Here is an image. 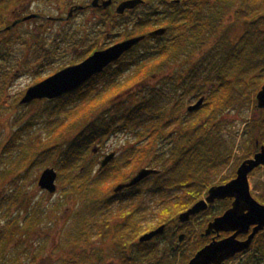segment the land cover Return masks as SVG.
<instances>
[{
	"label": "trees",
	"instance_id": "1",
	"mask_svg": "<svg viewBox=\"0 0 264 264\" xmlns=\"http://www.w3.org/2000/svg\"><path fill=\"white\" fill-rule=\"evenodd\" d=\"M252 1L249 9L239 11L237 16L244 25L240 33L229 11L208 10L204 18L198 19V26L191 20L181 26L179 34L169 32L157 39L156 46L146 44L142 56L150 59L140 71H132L130 77L119 80L133 58L130 62L121 61L119 66L118 62L112 64L77 91L44 99V111L64 116L56 123V117H50L48 123L52 126H48L45 138L41 135L31 142L32 138L25 139L24 135L30 133L32 123L19 125L20 129L13 132L0 152V185L11 184L0 197V214L7 215L4 226L0 225V264H23L25 258L33 264L45 250V245L32 241L40 233L36 222L43 210L32 211L33 202L25 196L21 184L36 161H54L64 195L80 199L76 213L69 216L64 230L66 239L59 247L72 244L73 253L58 264H103L106 251L87 247L98 237L115 241L112 254H120L122 261L118 264H187L210 243L212 235L204 232L210 221L229 208L230 199L223 201L224 207L217 211H212L211 206L198 226H190L195 217L182 223L179 215L208 195L214 186L213 176L232 164L237 145L248 154L237 160L221 184L235 178L238 166L264 144V109L258 108L256 99L264 84V0ZM1 18L0 15L3 27ZM34 46L33 64L44 50L38 40ZM49 60L50 64L55 63L54 59ZM0 77H4L1 70ZM102 79L104 85H100ZM24 95L16 100L18 106ZM203 98L199 108L189 109ZM39 102L43 100L36 101ZM249 109L254 116L247 119L237 141L230 131L234 122L230 115L235 111L244 114ZM130 130L135 131L131 145L134 149H126L121 157H114L97 172L94 153L98 147L117 131ZM145 167L160 172L115 194L117 185L131 181ZM260 191L256 198L264 203V185ZM146 192L165 196L152 215H146L148 207L133 202ZM116 204L120 207L114 212ZM15 206L25 209L20 212L24 217L17 212L9 214ZM162 225L164 233L149 242H140L142 235ZM181 233L187 238L179 245ZM252 243L249 250L232 260H240L239 264H264V230Z\"/></svg>",
	"mask_w": 264,
	"mask_h": 264
},
{
	"label": "rangeland",
	"instance_id": "2",
	"mask_svg": "<svg viewBox=\"0 0 264 264\" xmlns=\"http://www.w3.org/2000/svg\"><path fill=\"white\" fill-rule=\"evenodd\" d=\"M32 6L33 11L35 10L34 12L42 11L43 13L44 10V13L47 15L50 14L55 16L58 14L55 0H44L42 5L34 3ZM5 10L6 7L3 9L4 14H6ZM12 21H8V23H11ZM85 21L86 19L83 18L79 22ZM40 24H43L44 31L39 29ZM72 25L73 23L58 22L57 20L45 19L43 22L36 20L35 22L31 21L25 23L24 26H19L15 29V31H5L0 33V53L2 54V58L0 60V70L4 72V77H0V105L2 106L0 111V152L2 147L5 145L4 143L10 138L13 132L19 128V125L21 127L27 123H32L30 133L25 134L24 138H32L31 142H36L38 140L37 138L41 137V135L43 138L46 137V130L48 126H52L51 123H48L50 117H56L53 119L55 123L64 118L62 114L50 113L49 115L50 111H44L47 107V99H39L43 100V102L39 103H36L37 100L30 102L29 104L22 103L20 106H18L19 104L16 100L21 97L23 93L26 95L28 88L36 85L37 82H39V78H48V76L57 73L65 67H68V65L78 64L80 61L88 58V54L95 48L96 45L94 46V44L97 40H95L94 36L91 35L90 29L86 31H73L74 27ZM108 30L113 31L114 29L107 28L102 31L103 33H106ZM240 31H238V33H240ZM36 35H39V37L34 38L33 36ZM90 35L93 38L90 37ZM78 38L84 40L82 48L83 53L76 55L74 43H76ZM36 40L39 41V45H41V48L44 50L42 51L43 53L41 58L34 59L37 60V62L33 64L34 62H31V60L34 57V49H36L34 43ZM77 48L80 47L77 46ZM3 54H7L4 59ZM45 56H47L46 60L43 59ZM49 59H54L55 63L50 64ZM127 61L128 60H125V62ZM40 65H44L42 66L43 68L37 69ZM181 71H183V69H181ZM132 74L134 73H132L131 70L123 72L119 75V80H124ZM104 81L105 79H102L100 81V85H104ZM95 92H97L96 89ZM241 114L239 111H235L230 115L232 121H234L230 131L236 136L237 141H239L242 137L244 132L243 130L247 124V119L254 116V111L249 109L246 113L244 112V114ZM47 117L48 119L45 121ZM164 119V122L168 121V117ZM134 132V130L123 131V133L117 131V134H113L111 139L104 143L102 147H98L96 145V148H94L97 149L98 147V151H95L94 156L97 159V165L94 169H96L97 172L100 171V169H104L100 167L101 162L104 160L106 155L115 152V157H117L122 155L126 149H134L131 147L135 140V137H133ZM72 137L73 135L68 136V140H71ZM143 139H141V144H143ZM234 152L235 157L232 159V164L213 176L212 183L214 185L221 184L223 176L226 177L231 173L230 171L237 163V160L247 156L248 154V151L244 149L243 146L241 147L238 145L236 146ZM38 162L39 161H36L35 166L32 167L31 172H29L30 175H28L27 178L23 177L21 181V184L25 188V196L30 198V201L33 202V204H31L32 211L40 209V211L43 210L44 213L42 214L41 219L36 222V229H38L40 233L38 235L36 234V236L32 238V241L45 245V250L42 254L40 253L38 255L33 264H58L61 258H65L73 253L74 249H71L73 248L72 244L67 245L66 248L59 247L61 246V241L66 239V236H64V230L66 225L69 223V216L71 217L76 213V208L79 206L80 199L64 195V192H62L63 182L60 181V178L57 180L58 189L56 192L51 193L45 189H41L38 181L43 174V170L53 167L54 161L46 160L42 163ZM152 167L154 168V166ZM22 172H24V170H22L21 173ZM13 178L14 176L10 180H13ZM249 181L251 183V191L253 194L255 196L259 195V193H261L260 187L264 185V166H260L254 170V172L250 174ZM6 188H11L10 182L0 185V197H3L6 193L4 191ZM163 198H165V196L160 193L153 195L146 192L145 194L136 197L133 202L140 203L141 205L148 207L146 215H152L162 205ZM223 201L227 202L225 200H218L213 203L214 205L212 211H217L224 207L222 203ZM119 207L120 204H116L113 208L114 212H116ZM24 210L20 206H15L9 214L17 212L20 217H24L20 214V212H23ZM102 214L105 213L103 212ZM204 214H201L199 218H193V220L190 221V226H198V222L203 221L207 217V215ZM112 215L113 214H111V216ZM5 217H7V215L0 214V225L2 227L6 221ZM116 222L117 220H114L113 224ZM83 244L81 246H83ZM114 244L115 241L110 237L105 240L98 237L96 239H92L91 242L88 243L87 247L91 251L97 249L98 247L106 251L107 256L105 257L106 260H104L105 262L103 264H118L119 261L122 260L120 258V254H112V247ZM23 247L24 246H22V248ZM30 256L32 257V255ZM24 261L25 262H23V264H28L27 262L30 261V259L25 258ZM239 261L240 260L238 259H234L229 264H239ZM149 263L150 262L145 264Z\"/></svg>",
	"mask_w": 264,
	"mask_h": 264
},
{
	"label": "water",
	"instance_id": "3",
	"mask_svg": "<svg viewBox=\"0 0 264 264\" xmlns=\"http://www.w3.org/2000/svg\"><path fill=\"white\" fill-rule=\"evenodd\" d=\"M32 16L25 17L31 19ZM10 29V28H7ZM165 29H158L153 32L154 35H164ZM145 37H138L128 41L120 42L107 50L98 51L88 56L78 65H71L58 71V73L49 76L38 84L28 88V92L22 98L21 102L29 104L39 99H57L63 95L79 90L83 84L87 83L93 76L104 71L109 64L117 61L124 53L136 46L138 42ZM259 109H264V84L256 97ZM203 99L191 106V111L199 108L203 104ZM115 153L106 155L101 163L103 169L113 159ZM259 166H264V145L254 157L247 158L237 168V177L228 181L227 184L212 186L208 191L206 199L199 200L188 211L181 213L180 221L182 223L189 222L193 216H197L201 212H205L208 208L218 200L233 199V205L222 215L216 217L209 222V226L205 231V235L215 234L213 240L201 248L191 259L188 264H225L227 260L232 259L239 253L249 250L253 244L254 238L264 229V204L258 201L253 192H251V183L249 181L250 174ZM160 171L145 167L140 170L131 181L125 184H119L115 187V193L124 192L126 189L136 186L150 175H156ZM58 171L53 168L43 170L38 183L41 189L54 193L57 190ZM165 227L159 226L157 230H153L140 237L141 242H149L153 237L163 233ZM1 231V228H0ZM231 233L230 236L218 239L222 234ZM251 232V233H250ZM241 234L249 235L246 240H240ZM185 234L180 235V243L185 240Z\"/></svg>",
	"mask_w": 264,
	"mask_h": 264
},
{
	"label": "flooded vegetation",
	"instance_id": "4",
	"mask_svg": "<svg viewBox=\"0 0 264 264\" xmlns=\"http://www.w3.org/2000/svg\"><path fill=\"white\" fill-rule=\"evenodd\" d=\"M43 2L44 0H0L1 21L5 22L4 26L0 27V33L15 31L19 26H24L25 23L35 22L36 20L43 22L45 19H49L73 23V31L90 29L91 35L97 40L94 44V46L96 45L95 48L88 56L98 51L107 50L120 42L145 37L118 61L112 63L118 62L117 66H119L121 61L123 63L125 60L129 61L130 58H133L128 68L131 71H140L144 63L150 59H144L146 57L142 56L146 44L147 47L156 46L159 37L167 36L169 32L177 35L181 26L188 25L192 21L198 26V19L204 18L203 16H206L208 10L229 11L237 23L238 31H243V22L237 16L239 11L248 10L250 4H253L252 0H55L58 14L52 16L45 14L44 10L43 13L42 11H33L32 5L34 3L42 5ZM5 7L6 14L3 12ZM27 16H32V20H24ZM83 18L86 21L79 22ZM8 21L12 22L8 23ZM9 26L10 29L5 30ZM107 28L114 30L103 33L102 30ZM39 29L44 31L43 24L39 25ZM158 29H165V34L154 35L153 32L158 31ZM91 35L90 37H92ZM83 42L84 40L79 39L74 43L76 55L83 53ZM77 46L80 48H77ZM136 54H139V56ZM182 60L185 63H190L188 60ZM230 200L231 207L233 200ZM203 213H200L199 216ZM231 233L222 232V237L230 236ZM214 236L212 235V239ZM248 237L249 235L241 234L239 238L245 240Z\"/></svg>",
	"mask_w": 264,
	"mask_h": 264
}]
</instances>
